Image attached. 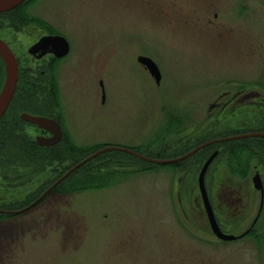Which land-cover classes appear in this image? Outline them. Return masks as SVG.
<instances>
[{"label":"rangeland","instance_id":"1","mask_svg":"<svg viewBox=\"0 0 264 264\" xmlns=\"http://www.w3.org/2000/svg\"><path fill=\"white\" fill-rule=\"evenodd\" d=\"M235 1L28 0L22 21L1 16L0 38L24 70L49 63V57L34 62L27 54L40 33L63 35L70 44L69 54L48 70L58 97L54 115L64 137L80 151L43 161L37 198L88 149L136 148L147 158L174 159L194 146L182 144L199 125L208 129L201 143L223 136L227 127L241 133L264 122L258 103L264 99V14L251 4L253 14L245 24ZM140 56L158 66L159 84L138 62ZM243 96L249 99L228 105L227 111L211 107L216 100ZM213 119L217 124L209 129ZM63 140L56 150L62 152ZM232 141L221 142L223 153L211 163L205 183L219 226L239 236L258 212L252 176L261 157L252 155L242 177L229 159ZM6 144L5 157L14 150L12 141ZM210 145L207 157L217 149ZM126 154H99L62 193L50 190L30 211L0 218V264H264V206L248 236L223 242L211 232L202 204H195L201 154L178 167ZM0 156V205H28L24 195L34 187L9 172L13 187L8 189L1 172L8 161ZM262 166L256 168L260 174ZM98 182L108 185L90 188ZM220 183L240 191L237 213L217 209Z\"/></svg>","mask_w":264,"mask_h":264},{"label":"flooded vegetation","instance_id":"2","mask_svg":"<svg viewBox=\"0 0 264 264\" xmlns=\"http://www.w3.org/2000/svg\"><path fill=\"white\" fill-rule=\"evenodd\" d=\"M253 2H255V3H253ZM251 4H255L256 5V8L258 9V11L260 13L264 14V0H236L234 2V5H236V6L238 5V6L241 7V9H242V15H244L242 17V21H244L245 24H249V21H247V19L250 18V14L251 13L253 14V11L250 10V7H251L250 5ZM217 15L218 14L215 13V15H214L215 18H217ZM12 19L14 21H19V19L17 17H14ZM55 35H60V34H49V33H46V32H44V33L42 32V33H40L37 36L36 41L32 45H34L35 43H37L44 36H55ZM60 36H63V35H60ZM7 45L9 46V44H7ZM69 46H70V44H69ZM9 48H10V46H9ZM29 48L27 49V54L32 58V60H34V62L35 61L36 62H40V61L46 60L49 57V63L48 64H45L44 63V68H42L40 70H39V68H36V69L33 70L30 67H27V69L24 70V68L21 65V62L16 58L17 63H18V78H17V83H18V80H19V76L22 75L23 73L24 74H27V76H30V77L32 75L33 78L35 79L34 82H31L32 80H30L27 76H24V74H23V76H21L22 77V81L27 82L26 83V86H28V84L31 83L33 85L32 87H34V89L40 95V98L39 99L40 100H43L44 99L45 101H43L41 103L38 102L39 104H36L35 106L30 107V109L34 110L33 113L32 112H27V111L21 112L19 114V116H18V119L19 120H17V121H15L13 118H10V119H12V121H11L12 123H9V126L13 125V126H16L17 128H19L20 129V132L22 131V133H20V134H21V136H23L22 138L26 142H28L31 145H36V146H39L40 147L41 145H39L37 143V138L38 137H46L47 138V137H50L51 134L48 131L43 130V129H40L39 127L35 126L33 123L28 122V121L22 119L21 118V115L23 113H27V114L33 115V116H41V117H46V118H50V119H55L58 122V124H59V126L61 128V132H62L61 140L58 142V143H60L64 139V131H63L62 124H61L60 120L58 119L59 116H57V114L54 115L56 113L55 112L56 111V106H55L56 105L55 104L56 102L53 101V98H52V95H53L52 89L54 88L55 84L53 82V85H52V82L50 80V71L48 70V67L51 64H53V63H55L57 61L59 62L60 60H62L63 58H65L69 54L70 49H69L68 54L65 55V56H62V57H56V55H54L53 53H46L45 55L37 58V57H34L31 54H29V52H28ZM246 50L248 51V49H246ZM11 51H12V49H11ZM242 86H244V85H242ZM47 95L48 96L50 95V96L48 97ZM43 96H45V97H43ZM102 97H103V92H102ZM248 99H249V97H247V96H243V97H240V98H238V97L237 98L232 97L231 100L229 99L226 102L224 101L222 103H219V102H217L218 100H216V102L214 103V105H212L211 107L213 108V107H216L217 106V109L220 110L221 112H223V111H225L227 109V106L228 105L234 104V103L241 104V103H244L245 101H247ZM258 103L261 105V108L264 109V99L261 100V101H258ZM213 120L216 123L214 122L212 125L208 126L209 129H211L212 127H214L217 124V120H215V119H213ZM207 125H209V123H207ZM27 126L31 127L33 130H36V131L40 130V132L39 133L36 132V134H31V132H30L29 134H27V131L25 130V127H27ZM236 128H239V127H236ZM236 128L227 127L224 130L225 133L223 132V134H222L223 136H220L219 138H214V139L207 140V141H205L203 143H206V142L211 141V140H216V139H220V138H225V137H230V136H236V135H241V134H247V133H262V134H264V122L261 121V120H259L258 123L254 124L249 129V131L248 132H245V133L238 132V131H240V129H236ZM204 130L202 129V126L199 125L197 128L192 129V131L186 135V140L182 144V147L183 148H188V146L191 143L192 144L194 143V146L192 148L190 147L191 149L188 148L189 150L187 149L188 151L185 152L184 154L190 152L194 148H196V147H198V146H200V145L203 144V143H199L198 141H199L200 137H202L208 129H204ZM229 132H232V133L231 134H227ZM255 138H262V139H264V137H255ZM218 143H221V142H218ZM218 143H213V144H218ZM57 144H55V145H57ZM31 145L25 144V146H18L16 148L18 150L16 152L17 154L14 157H13V154H12V159H9V156H6L5 157V155H4V158L5 159L7 158V161L8 162H5L4 161V164H5L4 165V168L1 169L2 178L9 184L8 187H7L8 189H9V187H13V185H11L12 181H11V178L9 177V172H13L14 175L17 174V177L20 179L21 182L24 181V180H27L26 183H28V186L29 187L31 185L34 187L33 189H31L29 192L25 193V195H24V198H27L26 200H29L31 202L28 205L24 206V207H20V208L14 209V210H6V211H4V210L1 211L0 210L1 212H6V214H9V215L11 214L13 216H16V215H20V214L26 213L27 211H30L33 207H35L37 204L40 203L39 200L41 199L40 198L41 195L38 196V198H37V194H40V190H41V185L39 184V181H40V173H41V159H40L41 152H40V150L37 149V147H34V149H33ZM55 145H53V146H55ZM207 146H205V147H207ZM49 147H52V146H49ZM220 150H222V148L221 149L220 148L219 149H215L213 152L217 151L218 154H219ZM198 151H196L192 155H190V156H188L185 159H182L180 161H184V160L185 161H188L187 159L192 158V156H194L195 154H197ZM209 156L207 157V159L209 158ZM193 158H196V157H193ZM11 160H16L17 163H19L18 165L21 164L22 166L21 167H14V165H9V164L12 163ZM256 160H257V164H255L253 166L255 172H254V175L252 176V180H253V177L255 175H257V174L259 175L261 184L263 186V194L261 193V191H258L257 190L259 192V195H260L258 212H257L255 218L253 219L250 227H248V229L243 232L244 235L242 237L248 236L252 232V229L258 223V220L260 219L261 211H262V208L264 206V177L262 176V174H264V167L262 166L263 163H262L261 160H259V159H256ZM18 161H20V162H18ZM204 162H203V164H204ZM250 163H251V160H248V165H247L248 167L250 166ZM259 165L263 167L262 174H260V172L258 170H256V168ZM5 167H8V168H5ZM251 168H252V166H251ZM249 169H250V167H249ZM247 174H248V171L246 172V174L242 175V177H245V175H247ZM198 176H199V174H198ZM205 176H206V174H205ZM197 182H198V178H197ZM204 184H205V190H206V193H207V196H208V199H209V203H210V205L212 207L214 216L216 218L215 209L212 206L211 201H210L211 198H210V195H209V192H208V186L205 183V178H204ZM252 185H253V181H252ZM253 187H254V185H253ZM198 191H199V196H196L195 204L197 205V207L199 206V204H202V208H203L204 213L206 215L199 186H198ZM218 191L219 192H217V194H216L217 200H218L217 206H216L217 209L218 210H220V209L222 210L225 207L226 209L230 210L231 212H233L232 210H235V212L237 213L239 211V209H240L241 204H242L241 203L242 200L239 197L240 191L237 189V187L236 186L233 187L231 184H222V183H220ZM13 202H16V201H12L11 203H13ZM206 219L208 220L207 215H206ZM216 221H217V218H216ZM217 224H218V221H217ZM208 225H209V222H208ZM218 226H219V224H218ZM219 228L221 229L222 232H224L220 226H219Z\"/></svg>","mask_w":264,"mask_h":264},{"label":"water","instance_id":"3","mask_svg":"<svg viewBox=\"0 0 264 264\" xmlns=\"http://www.w3.org/2000/svg\"><path fill=\"white\" fill-rule=\"evenodd\" d=\"M25 1H27V0H0V14L17 8L18 6L23 4ZM69 49H70V46H69L68 41L63 36L55 35V36H44V37H42L37 43H35L34 45H32L29 48L28 52H29V54H31L32 56L37 57V58L45 55L46 53H53L54 55H56V57H62V56H65L68 54ZM0 59L3 63V67H4V81H3L2 88L0 90V122H1V119H2L5 111L7 110L8 106L12 100V97L14 95L16 85H17V78H18V63H17L16 57L13 54V52L11 51V49L9 48V46L2 39H0ZM138 62L141 65H143L144 67H146L148 72L154 77L155 82L157 84H159L160 80H161V73L158 69V66L155 64V62L152 59L145 57V56L138 57ZM100 85L102 87L103 98H104V91H103L102 82H100ZM21 118L28 121V122L33 123L35 126L39 127L40 129L46 130L51 134V136L47 137V138L46 137H38L37 143L39 145L49 147V146H53V145L57 144L61 140V137H62L61 128L55 119H50V118L41 117V116H33V115H29L27 113H23L21 115ZM247 137H264V134H262V133H247V134H241V135L211 140V141H208L206 143H203L202 145L194 148L190 152H188V153H186L180 157H177L174 159H167V160L147 158V157H144V156L140 155L139 153H137L131 149H128V148L104 147V148H101V149L95 151L94 153H92L91 155H89L88 157H86L85 159H83L82 161L77 163L76 165H74L64 175H62L56 182H54V184H52L50 186V188H48L46 190V192L43 193V195L40 198L44 197L53 187H55L60 181H62L64 178H66L75 169H77L81 165L85 164L87 161L91 160L92 158L96 157L97 155L105 153V152L122 151V152H126L128 154H131L135 157H138L142 160L154 163V164L168 165V164L180 161L182 159H185L186 157L192 155L193 153H195L199 149L204 148L207 145H210L213 143H218V142L237 140V139L247 138ZM217 155H218L217 151L213 152L209 156V158L204 162V164L202 165V168H201V170L199 172V176H198V186L200 188L203 205L205 208V212H206L208 222H209V226H210L212 233L220 241L231 242V241H235V240L241 238L244 234H242L240 236H235L232 234H226V233L221 231V229L219 228V226L217 224L216 218L214 216L212 207L209 203V199H208V196H207V193L205 190V184H204L205 174H206L209 166L211 165V163L213 162V160L216 158ZM252 181H253L254 188L258 191H261V193L263 194V186L261 184L259 175L258 174L255 175L253 177Z\"/></svg>","mask_w":264,"mask_h":264},{"label":"trees","instance_id":"4","mask_svg":"<svg viewBox=\"0 0 264 264\" xmlns=\"http://www.w3.org/2000/svg\"><path fill=\"white\" fill-rule=\"evenodd\" d=\"M23 7H24V5L22 4V5L18 6L17 8H15L14 10L1 13L0 17L4 16L5 14H11L12 16L17 17L18 19H21V21H22L23 20L22 17H23L24 14H23V12L21 13V11H23ZM23 74L19 76V80H18V83L16 85V89H15L12 101L9 104V106H8L7 110L5 111V113H4V115H3L2 119H1V122H0V154L2 153L3 155H5L6 149L3 150L2 147H3V145L5 147L7 145L6 144L7 142H11L12 141V144H13L12 146L14 147V150L12 152L13 157L17 154L16 152L18 150L16 148L18 146H25V144H27V145H31V144H29L28 142H26L22 138L23 136H21L20 132H18V131H20L19 128H17L16 126H13V125L9 126V123H12L11 122L12 119H10V118H13L15 121H17V120H19L18 116H19V114L21 112L27 111V112H32L33 113L34 110L30 109V107H33L36 104H39V103L45 101L44 99L43 100L39 99L40 95L34 89V87H32L33 85L31 83L28 84V86H26L27 82L22 81V77L21 76H23ZM24 76H27V74H24ZM27 77L30 80H32L31 82H34L35 79L33 78L32 75H31V77L30 76H27ZM3 81H4V67H3V63H2V61L0 59V90H1L2 85H3ZM52 93L54 94V95H52L53 100H55L56 103H58V97H57V94H56V90L54 89V91H53V89H52ZM43 97H45V96H43ZM243 133H245V132H243ZM207 140H210V139L202 140L201 143H203V142H205ZM261 142H262V144H261ZM263 143H264V139L255 138V137L241 138V139H237V140H233L232 141V143L229 145L230 146V148H229V159H231V162L233 163V165L234 164L236 165V169L239 171V174H241V175L246 174L248 160L252 157V155L254 157H256L258 155V153L260 154V157H261L260 160L262 161L263 166H264V144ZM31 146H32L33 149H34V147H37V149L40 150V152H41V157H40L41 166H43V161L48 160L49 158H52V157L54 158V156H56L57 154L65 153L67 155V157H69V156L72 157L74 154H77L80 151L77 148H74V146L71 144L69 139H67L66 137H64V140H63L62 145H61L62 146V152L60 150H56L54 146H52V147H44V146H42V147L40 146L39 147V146H36V145H31ZM215 146H216L217 149H219V148L221 149L223 145H222V143H218V144H215ZM207 147H204V148L200 149L197 152V154L192 156V158L193 157H197L199 154H201L200 155L201 157L198 160L200 162H204L207 159V156H206V153H205L207 151ZM129 149H131V150H133V151H135L137 153H140V151L138 149H136V148H129ZM86 151H87L86 155L84 156L83 159H85L86 157H88L89 155H91L92 153H94L97 150L96 149H91V150L88 149ZM221 151L219 152V154L223 153ZM12 154L8 155L9 159H12ZM126 155H128L132 159L141 160V159H139V158H137L135 156H132V155H129V154H126ZM98 156L99 155H97L96 157H98ZM60 157H61V159H63L62 155ZM96 157H94V158H96ZM94 158H92V159L94 160ZM1 159L2 158L0 156V161H1ZM92 159H91V161H92ZM187 160H189V159H187ZM89 162H90V160L87 161L85 164H83V166L86 165ZM181 162H183V161H177L175 163H171V164H168V165H173L175 167H178ZM149 164H153V163L149 162ZM81 168H82V165L80 167H78L77 169H75L73 172H71L62 181H60L55 187H53L51 189V193H62L64 184L69 179H71L72 176H74ZM232 169H233V167H232ZM57 180H55L54 182H56ZM106 185H108V183H106V182H104V183L98 182V183H95L92 186H90V188L91 189H97V188H101V187L103 188ZM73 191H77V190L73 189ZM68 193H70V192H68ZM18 203L19 202H13L12 204H8V205L1 204L0 205V210L1 211L2 210L6 211V210H14V209L20 208V207H15V208L12 207V206L18 205ZM1 211H0V218L5 219V218H7L9 216H12L11 214L9 215V214H6V212H1Z\"/></svg>","mask_w":264,"mask_h":264}]
</instances>
